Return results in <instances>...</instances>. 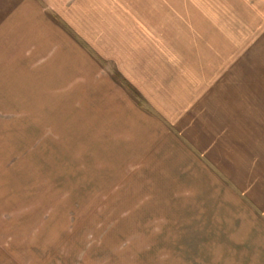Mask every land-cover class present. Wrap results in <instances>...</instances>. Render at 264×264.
<instances>
[{
    "label": "rangeland",
    "instance_id": "rangeland-1",
    "mask_svg": "<svg viewBox=\"0 0 264 264\" xmlns=\"http://www.w3.org/2000/svg\"><path fill=\"white\" fill-rule=\"evenodd\" d=\"M32 3L0 32V264H264V0Z\"/></svg>",
    "mask_w": 264,
    "mask_h": 264
},
{
    "label": "crops",
    "instance_id": "crops-1",
    "mask_svg": "<svg viewBox=\"0 0 264 264\" xmlns=\"http://www.w3.org/2000/svg\"><path fill=\"white\" fill-rule=\"evenodd\" d=\"M34 0H0V32L17 28L15 24H20L22 28L27 22L33 20L37 14ZM43 7V6H42ZM14 24V25H12Z\"/></svg>",
    "mask_w": 264,
    "mask_h": 264
}]
</instances>
